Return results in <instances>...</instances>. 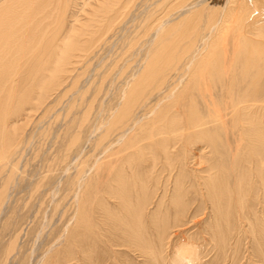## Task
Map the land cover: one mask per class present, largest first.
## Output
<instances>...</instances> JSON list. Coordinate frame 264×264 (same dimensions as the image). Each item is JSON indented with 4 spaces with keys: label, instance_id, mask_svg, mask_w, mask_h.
Segmentation results:
<instances>
[{
    "label": "bare ground",
    "instance_id": "bare-ground-1",
    "mask_svg": "<svg viewBox=\"0 0 264 264\" xmlns=\"http://www.w3.org/2000/svg\"><path fill=\"white\" fill-rule=\"evenodd\" d=\"M132 2L0 0V172H7L8 183L17 177L12 157L18 128L7 125V116L31 103L36 89L55 86L53 74L71 69L73 62L68 60L74 53L73 58L87 57L96 36L124 18ZM159 2L143 19L145 37H150L147 56L118 109L97 127L98 150L86 156L90 160L95 151H102L107 160L95 157L93 176L85 173L86 160L81 161L67 181L70 208L56 238L61 248L51 255L57 256V264L176 262L169 258L168 249L177 244L170 226L192 223L206 204L217 219L207 228L206 240L215 249L209 264L234 261L245 237L259 240L255 251L264 255L259 248L264 242V213L258 216L254 210L257 202H264V0ZM76 5V11L82 7L80 12L87 14L85 21L70 12ZM172 71V87L149 104L150 115L141 112L138 117L139 98L151 96L146 88L156 81L162 86ZM184 76L186 87L175 95L173 88ZM78 134H69L68 146L75 144ZM157 188L161 200L152 204ZM184 243L185 250L194 249ZM181 249L173 250L179 260L202 264L198 248L193 250L195 258ZM130 252L141 261L133 263ZM48 260L39 263L53 264Z\"/></svg>",
    "mask_w": 264,
    "mask_h": 264
},
{
    "label": "rangeland",
    "instance_id": "rangeland-1",
    "mask_svg": "<svg viewBox=\"0 0 264 264\" xmlns=\"http://www.w3.org/2000/svg\"><path fill=\"white\" fill-rule=\"evenodd\" d=\"M156 1L159 2V0H134L133 4H129L128 12L122 18L123 21L120 18H118L119 22L115 20L111 27L112 29L107 30L109 34L106 33L107 31L100 34L103 38L100 35L96 36L91 44L93 47L90 46L93 50L91 48L88 49L86 52L87 57L84 56L86 58L83 55L73 58L76 54L74 53L68 60L69 63L73 62L72 66L76 64V68L75 66L73 68L71 66V69L64 71V73L63 71L58 72V74L57 72L55 74L52 73L55 75V77H52L56 81L55 86L45 88L44 90L42 88L36 89V93L30 94L31 103L23 105L21 107L22 110L17 109V113H15L17 115L11 113L7 116V125L12 124L18 128L16 131L17 142L13 143L17 145V148L12 157L16 162L17 177L8 183L5 178L7 172H0V192L3 191L4 193L2 201H0V264H38L43 261L42 259H45L43 263L46 262L47 258H49V263L51 260L53 264H57V256L51 257V255H54L61 248L59 246L60 241L58 242L56 238L64 225H66L65 221L67 219L65 217H68L66 214H68L70 208L68 198L72 192L67 189V181L72 177L77 167L76 165L81 161L86 160L85 173L88 176H93L95 172L93 160L95 157L99 162L107 160L106 157L103 158L107 154H104L102 151H95L94 156L90 157V160H87L86 156L91 154L93 150H98L94 145L95 136L99 132L98 128L102 126V122L108 120L110 115L118 109L117 104L122 101L121 97H123L128 85L135 79V74H137L142 62L145 60L144 58L147 56V51L150 47V37H145L147 35H145L146 33L143 30L145 29L144 24L146 21H143L146 19L147 14L150 13L149 11L154 12V9L159 6H155ZM190 1L196 0H186V2ZM143 5H146L144 7L148 6L145 8V11L143 10ZM79 6L76 5L73 9L71 7L70 12H74L81 21H85L83 19L85 18L84 16H88L85 12H80L82 7L76 11ZM85 11L89 12V9ZM73 18H69L67 23H71ZM90 23L95 24L94 22ZM118 24L119 26H117ZM121 27L122 29H120ZM93 28H96V24ZM110 32H113V34ZM104 34L106 35L103 36ZM100 38L105 39V41ZM172 63L174 64V62ZM67 65L69 66V64ZM132 72L133 74H131ZM173 75L175 76L173 71L168 74L166 77L169 79L165 78L162 81V86L160 82L156 81L146 88L147 91H152L151 96L147 99H144L142 96L139 98L142 104L137 110L140 111L138 117L143 115L141 112H145L146 116L150 115L148 107L152 106L161 97L163 92L172 87ZM73 78L74 80H72ZM167 80L169 82H166ZM186 81L187 79L184 76L176 84L175 87L177 89L173 88V91L176 93L175 95L184 91ZM159 86L160 88H158ZM149 88L152 89L149 90ZM151 117L152 115L149 118ZM71 131L73 133L79 132V134L77 135L75 144L68 146L70 135L73 134ZM113 137L111 135L110 139ZM110 157L112 158V155ZM36 186L38 187L36 188ZM157 189L151 198L152 204L159 203L161 200L159 195L160 189ZM103 198L108 201L105 194ZM236 200L238 198L234 197L233 194L232 201L235 205H237ZM67 202L68 204L66 205ZM170 203L173 204L172 202ZM108 204L111 203L108 202ZM152 204L149 206L150 210L154 208ZM231 204L229 203L226 206L231 209ZM164 206L166 207L165 204ZM204 206L205 209H202L194 217L195 221L193 219L192 223H184V227L183 225L176 226V229L170 226L172 231L171 237L175 238L173 240H177L176 243L180 245L175 244V246L172 245L168 249L170 253L169 258L173 259L172 257H174L176 260V262L169 260V263H186L179 260L178 256L175 257L173 250L180 247L182 248L181 251H185L184 255L188 254L190 258H195L196 251L193 250L198 248L196 254H198L200 263H210V258L211 256L213 258V251L215 249L212 242L206 240L208 237L206 236L207 228L210 223L209 221L212 222L217 219L211 205L206 204ZM254 210L256 211V215L262 216L264 213V202H257L254 205ZM54 241L57 242L55 243ZM185 241H188L189 245L193 246L194 249L190 251L187 248L185 250L187 247L183 245ZM258 241L249 242L248 237L242 238L237 249L236 259L234 261L230 259L231 262L220 261L221 263L219 262V264H264V255L257 254L255 251L256 247H258ZM53 243L56 244V247H54ZM49 245H53L52 247H54H51L52 249L49 253L52 259L49 256L47 257L48 252L45 253ZM262 247L264 250V242L259 247L260 250ZM205 253L207 255L202 257ZM42 254L46 255L45 258H40V256H44ZM129 254L133 258V263H136L137 260L141 261L137 254L133 252ZM178 261H181V263ZM212 264L215 263L213 262Z\"/></svg>",
    "mask_w": 264,
    "mask_h": 264
}]
</instances>
